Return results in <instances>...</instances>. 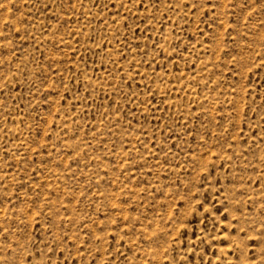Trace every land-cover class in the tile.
Here are the masks:
<instances>
[{"label":"rangeland","instance_id":"374dc122","mask_svg":"<svg viewBox=\"0 0 264 264\" xmlns=\"http://www.w3.org/2000/svg\"><path fill=\"white\" fill-rule=\"evenodd\" d=\"M0 264H264V0H0Z\"/></svg>","mask_w":264,"mask_h":264}]
</instances>
